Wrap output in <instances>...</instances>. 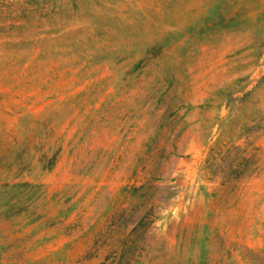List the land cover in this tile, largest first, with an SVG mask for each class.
<instances>
[{"label":"rangeland","instance_id":"obj_1","mask_svg":"<svg viewBox=\"0 0 264 264\" xmlns=\"http://www.w3.org/2000/svg\"><path fill=\"white\" fill-rule=\"evenodd\" d=\"M0 264H264V0H0Z\"/></svg>","mask_w":264,"mask_h":264},{"label":"crops","instance_id":"obj_2","mask_svg":"<svg viewBox=\"0 0 264 264\" xmlns=\"http://www.w3.org/2000/svg\"><path fill=\"white\" fill-rule=\"evenodd\" d=\"M210 5H211V3H210ZM182 30V28H180V30L179 31H181Z\"/></svg>","mask_w":264,"mask_h":264}]
</instances>
